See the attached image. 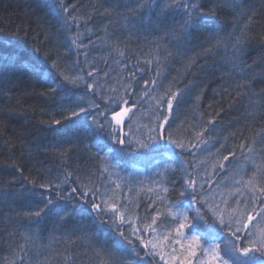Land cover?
Instances as JSON below:
<instances>
[{
	"label": "trees",
	"instance_id": "16d2710c",
	"mask_svg": "<svg viewBox=\"0 0 264 264\" xmlns=\"http://www.w3.org/2000/svg\"><path fill=\"white\" fill-rule=\"evenodd\" d=\"M201 2L206 8L220 4V0ZM63 6L77 19L79 29L76 24H64L67 14L62 11L60 0H0V264H11L13 260L19 264L24 233L33 219L24 213L29 205L33 209L43 206L40 193L44 190L34 186L32 181L37 185L43 182L49 170L51 175H56L63 159L52 147L59 139L53 130L59 126L52 124L56 102L50 98L43 78L37 80L33 74L36 61L48 66L55 59L69 67L79 61L78 67L84 69L85 75L89 68L98 70L101 79L107 72L112 83L121 74L129 75L124 63L115 62L122 59L117 55V48L125 53L123 59L131 66L137 60L150 59V53L154 54L159 45L163 86L171 83L173 90L179 88L184 93L176 105L174 128H191L202 119L200 127L207 129L204 138L213 154L217 150L224 154L236 150L239 155V144L259 141L264 135V108L259 107L264 104V0H234L232 7L218 8L215 17L216 30L221 36L232 34L233 38H242L243 64L249 69L244 79L236 75L238 69L226 62L223 48L214 56L203 53L207 32L182 38L179 30L164 37L163 25L159 30L147 24L129 30L125 17L137 18V14L130 11L136 7L134 0H63ZM144 19L149 17L145 15ZM151 19L155 21L154 14ZM77 31L81 33V41L77 43L86 47L72 43ZM141 66L147 68L143 63ZM151 67L150 72L144 73L145 79L156 75V64ZM238 83L249 87L239 90ZM139 85H143V80ZM209 120L213 123L209 124ZM102 138L101 145L89 139L71 153V167L77 174L85 175L94 170L98 158L109 153L110 162L119 165L112 170L111 179L116 180L117 172L123 177V192L118 190L116 197L130 200L133 215L139 213L150 218L153 208L149 205L158 204L159 199L148 189H156L154 181L159 166L171 161L173 167L169 176H175L176 182L174 186L166 185L169 192L165 203L184 200L180 195V177L182 169L193 162L191 154H179L177 150V155L172 157L151 149L125 148L127 155H123L119 153L121 145L113 144L107 136ZM110 149L116 151L109 152ZM205 157L208 151L200 154V158ZM103 179L105 184L110 183L107 177ZM161 211L167 209L161 207ZM193 216L194 212L189 215L190 221ZM80 220L77 215L56 230L50 223L44 226L35 244H27L26 264H97L96 253L101 245L111 253V264H160L159 257L146 254L130 232L131 245L110 224L89 227L87 236L79 232L72 235ZM96 224L99 225V221ZM199 227L211 233L220 225L209 217L201 221ZM109 232L112 239L105 237ZM221 235L227 236L226 230ZM115 240L127 246L126 254L121 255L112 248Z\"/></svg>",
	"mask_w": 264,
	"mask_h": 264
},
{
	"label": "snow or ice",
	"instance_id": "6c2138e0",
	"mask_svg": "<svg viewBox=\"0 0 264 264\" xmlns=\"http://www.w3.org/2000/svg\"><path fill=\"white\" fill-rule=\"evenodd\" d=\"M60 2L62 11L67 14L63 18L64 24H76L79 29L77 19L63 6V0ZM134 3L136 7L130 11L136 13L137 18L125 17L129 30H137L146 24L159 30L163 25L164 37L179 30L182 38L207 32L203 53L214 56L223 48L226 62L238 69L236 75L244 79V73L249 69L243 64L242 38H233L232 34L221 36L216 30L218 8L232 7L234 0H220V4L212 8H206L201 0H134ZM153 14L155 21L151 19ZM145 15L148 20L144 19ZM78 41H81L79 31L72 43L86 47ZM116 52L122 59L115 62L124 63L129 75L121 74L112 83L107 72L103 79L93 68L85 75L84 69L78 67L79 61L70 67L55 59L48 66L34 62L33 74L37 80L43 78L50 98L56 102L52 124L59 126L53 129L59 139L52 147L63 159L56 175H51L49 170L43 182L37 185L32 181L34 186L44 190L40 193L43 206L33 209L29 205V210L24 213L33 219L24 233L25 244L20 246L19 264H26L27 244H35L44 226L50 223L56 230L77 215L81 220L74 226L72 235L79 232L87 236L89 227L110 224L129 245L133 244L130 232L146 254L159 257L160 264H194L193 258H196L195 264H264V135L259 141L239 144V155L236 150L227 154L217 150L213 154L204 138L207 129L200 127L202 119L191 128L173 127L176 105L184 93L179 88L173 90L171 83L163 86L159 45L154 54L150 53V59L137 60L131 66L123 59V51L117 48ZM83 54L87 59V53ZM142 63L147 68L142 67ZM153 63L156 64V75L145 79L144 73L152 70ZM140 80L143 85H139ZM236 87L243 90L249 85L238 83ZM80 88L83 91H78ZM199 98L197 96L196 100ZM249 99L251 101L252 97ZM259 107L264 108V104ZM103 136L110 138L113 144L121 145L119 153L123 155H127L125 148L151 149L172 157L177 155V150L179 154H191L193 162L182 169L180 177V195L184 200L165 203L169 192L166 185L174 186L176 182L175 176H169L173 167L171 161L159 166L154 181L156 189H148L159 199L158 204L149 205L153 208L150 218L139 213L133 215L130 200L116 197L118 190L123 192V177L117 172L116 180L111 179L112 170L119 165L110 162L109 153L98 158L94 170L85 175L77 174L71 167V153L89 139L96 145L103 144ZM223 147L221 145V149ZM113 151L116 149L109 150ZM205 151H208V157L200 158ZM105 177L109 184L104 183ZM161 207L167 211H161ZM193 212L190 221L189 215ZM209 217L220 225L211 233L199 227L200 222ZM225 230L227 236H222ZM105 237L112 239L110 232L105 233ZM112 248L121 255L128 251L120 240H115ZM96 256L97 264H111V253H107L103 245Z\"/></svg>",
	"mask_w": 264,
	"mask_h": 264
}]
</instances>
